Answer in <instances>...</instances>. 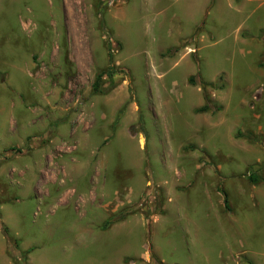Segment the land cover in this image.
I'll return each mask as SVG.
<instances>
[{
	"label": "rangeland",
	"instance_id": "374dc122",
	"mask_svg": "<svg viewBox=\"0 0 264 264\" xmlns=\"http://www.w3.org/2000/svg\"><path fill=\"white\" fill-rule=\"evenodd\" d=\"M206 260L264 264V0H0V264Z\"/></svg>",
	"mask_w": 264,
	"mask_h": 264
},
{
	"label": "trees",
	"instance_id": "16d2710c",
	"mask_svg": "<svg viewBox=\"0 0 264 264\" xmlns=\"http://www.w3.org/2000/svg\"><path fill=\"white\" fill-rule=\"evenodd\" d=\"M171 52H172V51H171ZM171 52H169V53H171ZM110 62L112 63V55H110ZM114 73H115V70H114V68H113L112 66L109 67L106 71H103V72L98 73V74L96 75V77H95V81H94V83H93V85H92V92H93L94 94H98V93L103 94V93H106L105 90L101 89V80H102V78L105 77V76H107L108 78L112 77ZM193 81H194V78L191 77V78L189 79V82H190V83H193ZM208 109H209V108H208L207 106H204V107L198 109L197 111H198V112H205V111H207ZM238 135H240V134H238ZM8 151H12V152H14V153H19V154H21V153L23 152L22 149H10V150H6L4 153H6V152H8ZM248 178H249V180H250L252 183H254V184L258 183V180H259V179H258L257 177H255L254 174H249ZM217 190H218L219 193H221V194L224 196V205H225L226 209H229L228 195H227V193L225 192V190L223 189L222 185L218 186ZM3 233L6 235L7 240L10 242L11 239H10V236H9V234H8V230H7V229H4V230H3ZM13 243H14V242H13ZM15 245H16V244H15Z\"/></svg>",
	"mask_w": 264,
	"mask_h": 264
},
{
	"label": "crops",
	"instance_id": "0c3cea01",
	"mask_svg": "<svg viewBox=\"0 0 264 264\" xmlns=\"http://www.w3.org/2000/svg\"><path fill=\"white\" fill-rule=\"evenodd\" d=\"M247 1H251V0H247ZM210 12H211V11H210ZM208 15H209V13H208ZM186 38H188V37H186ZM186 38H182L181 40H184V39H186ZM181 40H180V42H181ZM223 222H224V220H223L222 223H221V224H222V227H224ZM205 263H206V264H209L210 261H209V260H206ZM193 264H194V263H193ZM237 264H238V263H237Z\"/></svg>",
	"mask_w": 264,
	"mask_h": 264
},
{
	"label": "bare ground",
	"instance_id": "6f19581e",
	"mask_svg": "<svg viewBox=\"0 0 264 264\" xmlns=\"http://www.w3.org/2000/svg\"><path fill=\"white\" fill-rule=\"evenodd\" d=\"M127 244H128V243H127ZM127 246H128V245H127ZM127 246H126V247H127ZM44 258H45V257H44ZM44 261H46V260H44Z\"/></svg>",
	"mask_w": 264,
	"mask_h": 264
}]
</instances>
